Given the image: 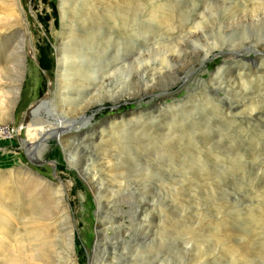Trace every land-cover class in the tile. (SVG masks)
<instances>
[{
    "label": "rangeland",
    "instance_id": "rangeland-1",
    "mask_svg": "<svg viewBox=\"0 0 264 264\" xmlns=\"http://www.w3.org/2000/svg\"><path fill=\"white\" fill-rule=\"evenodd\" d=\"M253 1L0 0V68L10 61L4 44L32 51L22 60L20 83L0 80V216L9 234H0V264H264V52L207 58L187 91L143 106L122 103L145 83L157 94L192 75L193 47L209 53L264 39V18L241 17ZM195 21L200 38L177 50L172 41ZM76 48L98 54L95 69L112 61L111 72L143 55L137 68L150 72L138 82L132 64L116 71L110 85L120 107L107 102L79 134L65 135L82 169L43 133L75 113L52 117L45 107L23 124L49 79L54 88L55 51ZM85 173L98 177L100 209ZM60 184L72 246L60 244L46 212L42 222L30 221L36 197L45 202ZM39 243L46 253L30 250Z\"/></svg>",
    "mask_w": 264,
    "mask_h": 264
},
{
    "label": "bare ground",
    "instance_id": "bare-ground-1",
    "mask_svg": "<svg viewBox=\"0 0 264 264\" xmlns=\"http://www.w3.org/2000/svg\"><path fill=\"white\" fill-rule=\"evenodd\" d=\"M255 6L264 7V0H258V1L254 0L252 5L249 6L250 8L245 7L243 9V11L241 12V17L245 18V19L264 18V9L262 8V10H261L260 8H256ZM5 10H7V9H5ZM62 13H63V17H65V15H67V13L65 11H62ZM202 17H203V15H202ZM5 20H7V19H5ZM147 20H148V18H147ZM185 22H187V19ZM183 23H184V21H183ZM166 24H169V23L167 22ZM166 24H165V26H167ZM200 25H201L200 21H195L193 23L192 28L189 31H187L184 34V36L181 35L182 36L181 39H179L177 41H172V42H174L177 50H178L177 46L180 45L181 43H183L185 41L191 43L194 40H198L200 38V36L202 34L201 30H200V28H201ZM63 26H66V24L63 23ZM1 34L5 35L4 38H9V36H6V35H8L7 32H3ZM15 34H16V32H15ZM178 43H180V44H178ZM69 47H72V46H69ZM69 47H67V48H69ZM193 48H194L193 52L198 57V59L196 60V66L193 69L194 73L192 75H189L188 77L186 76L181 80H177L175 83L168 86L166 89L160 90L159 93H157V94H154V92L151 91L150 84L148 85L149 82L145 83L144 86L139 85L140 90L137 93H132L130 95H127V98L133 97L134 100L130 103L129 102L126 103L127 98H125V99H123L122 103L124 105L130 104V106H143V105H147V104H151V103L155 102L156 98L162 97L164 95L167 96V95L173 94L175 92H181V93L185 92L188 89V87H187L188 84L192 81L193 78H195L194 74L197 72H200L202 70L203 63L205 60H207V58L218 57V58H221L223 61H226V60L232 58L231 57L232 55H236V54H242V55H247V56L248 55H256V54L264 52V39L259 40V41H255V42H247L245 44H241V45L235 46V47L215 49L209 53L199 52V51H197L196 47H193ZM179 49H181V48H179ZM2 50L8 54V58H10V61L4 62L3 67L0 68V80H6L7 82L8 81L14 82L15 84L20 83L21 78H20L19 74L21 73V75H22L23 69H24L22 60L24 61L26 59V54L31 56L32 51L29 50V51L24 52L23 47L15 49L12 46H9L7 44H4V47H2ZM94 54H96V52H94L90 48H88V49L85 48L84 50H82L81 48H76L75 50L68 49V52L66 51V53L62 52L60 49H57L55 51V57H56L55 58L56 59V64H55L56 65V69H55L56 82L54 84L55 90H54L53 86H51L53 83V80L49 79V86H48L45 94L39 100L30 104V107H28L26 116L23 119V121H24L23 124L25 122L27 124L28 121L31 119V117L34 116V114L36 112H38L42 109L44 110L45 107L46 108L50 107V109H48L47 114L51 115L52 117H53L54 113H58V112H60V113L64 112V113L68 114L69 117H70V113H75V115L78 118L74 119L73 121H64L63 120L61 122L58 120L55 123L54 128H51L49 131L43 132L44 134H46V136L53 134V136H52L54 138L53 141L55 143H57L58 145H60L65 150V152H67L73 156L75 155L74 151H73V148L75 146H73V148H72V146H71L72 144L68 143L65 140V138H64L65 135L70 133L71 131H80V130L84 129V127H87L88 125H90L93 117L96 115V113L97 114L100 113L105 108L104 106L106 105L107 102H110L111 106L114 108L120 107L121 103L119 100H121L122 97L119 96V94L116 93L115 90H113L112 86L110 85L111 84V76L116 71L123 72V70L126 69V67H129L132 65H133L132 68H134L133 69L134 74L136 75V78H138L137 79L138 82L143 80L144 77L150 76L149 75L150 72L148 70H145V69L138 70V68H137L140 65V61L142 60L143 55L137 56L136 58L132 59L130 62L125 63L126 65L123 64L121 67L116 66L111 70V72H109L108 69L115 62L112 63V61H108L106 66H103L101 68H99V66H98L97 69H95V66H97L96 64L98 62L99 57L97 56L98 54L97 55H94ZM117 61H120V60H117ZM114 65H116V64H114ZM242 66H244V65H242ZM221 68L222 67L219 66L217 68L216 72H219V70L221 71ZM96 70H99L100 72L96 73ZM161 74H162V72H161ZM32 75H35V73L32 72ZM214 75H216V74L213 73L210 76L213 77ZM227 75H228V73H227ZM243 76L245 77V75H243ZM131 78H132L131 74H130V76H125V75L123 76L122 88L126 86L127 82L130 81ZM230 79H232V78H230ZM133 80H135V79H133ZM235 82H236V86H237L238 82L237 81H235ZM13 85H12V87H13ZM94 86H96L97 89H95L93 91ZM234 87H235V85H234ZM230 88L232 89V87H230ZM99 93L102 94V98L100 96L98 101H92L93 98L96 97ZM145 99H149V100L145 101ZM48 118H49V116H48ZM57 119H59V118H57ZM2 132L3 131H0V138H2V136L5 134ZM35 135H37V134L36 133L33 134L32 140L35 139ZM40 137H42V134H40ZM41 139H43V138H41ZM33 142H35V141H33ZM37 144H38V142H37ZM75 158H77L76 159V162L78 165L77 167L81 168L80 162L82 160L79 161L77 156ZM110 166H112V165H110ZM79 174L81 175L82 172L80 171ZM82 179H85L87 185L91 189L90 191H92L93 195L96 196V198L98 199V209H100L101 208V202H100V199L98 197L101 194L102 189H101V185L98 183V177L97 176H88L85 173V178L83 176ZM1 182L2 181L0 180V183ZM46 187L48 189V186H46ZM65 193L66 192H65L64 185L60 184L57 186V188L54 191H50V193L48 194V196H50V197L47 198L45 202H42L43 200L41 201L42 198H40V196L36 197V204H38V205H37L35 211H33V210H32L33 212L31 211L36 217L31 218L30 221H33V220L35 221L36 218L38 217V222H42L44 219L42 220V218H40L41 217L40 214H42L41 212H46L49 216L48 221H50V224H48V225L51 226L52 229H54L55 233L60 234L59 239L61 241L58 239L60 244H64V242H66V240H68V242L70 241L69 245L72 246V241H71L72 235L71 234H72V231H73L72 228H74L73 227L74 225L73 226L70 225V223H71L70 219L71 218L69 217V215H67L66 212H64V209L62 208L63 204L60 205L61 203L64 202L63 197H64ZM40 194H42V193H40ZM15 197L18 199L17 201L22 200L21 196L15 195ZM25 203H26V208H28L29 205H31L33 202L30 199V200H27ZM66 204H68V203H66ZM32 213H30V214H32ZM46 213H45V215H47ZM42 216H44V215H42ZM5 218L0 216V234H3L4 236L8 234L6 232V226L3 224V221H6ZM57 218H58V220H57ZM36 236L39 237V239H41V238L45 239V238L49 237L47 234H45V233L41 234L39 232L34 234V237H36ZM0 237H3V236H0ZM31 239L32 238H30L29 241H31ZM33 241L36 242L39 240H33ZM46 244L49 248L53 247V243L47 242ZM67 245L68 244H66V246ZM22 249H26V247L24 245H22ZM31 249L37 250V254H39V252H38L39 250L46 253V249H43V245L41 243H39L33 247L31 246L30 250ZM33 250H31V251L33 252Z\"/></svg>",
    "mask_w": 264,
    "mask_h": 264
},
{
    "label": "water",
    "instance_id": "water-1",
    "mask_svg": "<svg viewBox=\"0 0 264 264\" xmlns=\"http://www.w3.org/2000/svg\"><path fill=\"white\" fill-rule=\"evenodd\" d=\"M75 132V134H79V131H74ZM29 161H30V158H29ZM27 169V168H26ZM28 170V169H27Z\"/></svg>",
    "mask_w": 264,
    "mask_h": 264
}]
</instances>
